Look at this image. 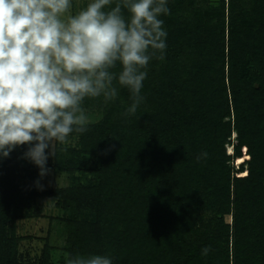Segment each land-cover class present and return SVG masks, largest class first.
I'll return each mask as SVG.
<instances>
[{
  "label": "trees",
  "instance_id": "obj_1",
  "mask_svg": "<svg viewBox=\"0 0 264 264\" xmlns=\"http://www.w3.org/2000/svg\"><path fill=\"white\" fill-rule=\"evenodd\" d=\"M166 6L164 58L157 51L141 69L136 112L125 115L131 92L114 81L115 99L82 102L97 121L56 142L46 168L68 184L40 187V169L24 158L29 145L0 157V264L55 263L47 237L32 255L23 245L32 237L18 230L41 216L43 201L64 234L56 264L92 255L112 264H264V0Z\"/></svg>",
  "mask_w": 264,
  "mask_h": 264
},
{
  "label": "clouds",
  "instance_id": "obj_2",
  "mask_svg": "<svg viewBox=\"0 0 264 264\" xmlns=\"http://www.w3.org/2000/svg\"><path fill=\"white\" fill-rule=\"evenodd\" d=\"M112 2L91 0L72 14V0H0V157L29 145L24 158L45 175L53 142L64 144L73 131H87L84 99H115L114 81L131 92L125 115L136 112L147 75L141 69L157 51L164 58L167 33L159 17L169 9L167 0H121L105 11ZM117 63L118 74L111 71ZM67 264L112 259L77 256Z\"/></svg>",
  "mask_w": 264,
  "mask_h": 264
},
{
  "label": "rangeland",
  "instance_id": "obj_3",
  "mask_svg": "<svg viewBox=\"0 0 264 264\" xmlns=\"http://www.w3.org/2000/svg\"><path fill=\"white\" fill-rule=\"evenodd\" d=\"M91 2V0H72L73 7L71 9V13L75 14L79 10L85 8L87 4ZM86 114L90 118V122H95L98 119L97 112L91 111V109H85ZM95 111V110H94ZM235 143V134L231 135V144L226 145V153L230 154L232 152L231 145ZM56 142H53V148L56 145ZM52 148V152H53ZM51 149H47L45 154L48 155ZM51 155L47 162L50 161ZM239 164L238 161L234 163L235 167ZM40 187L42 188H52L56 186H65L69 182V176L64 174L55 173L52 171H47L45 175H39ZM42 213L41 216L32 220L19 222L18 230L23 235H30L32 237L31 240L25 241L23 243L24 247L29 248L31 250L32 255H39L40 251L43 247V242L45 237H47V241L50 247H52L51 251V261L56 264L59 260L58 255L61 254L60 248L64 245V234L60 225L56 220V216L58 215L57 211L51 206L50 203L43 201L41 203Z\"/></svg>",
  "mask_w": 264,
  "mask_h": 264
},
{
  "label": "bare ground",
  "instance_id": "obj_4",
  "mask_svg": "<svg viewBox=\"0 0 264 264\" xmlns=\"http://www.w3.org/2000/svg\"><path fill=\"white\" fill-rule=\"evenodd\" d=\"M239 163L241 162V159L237 160Z\"/></svg>",
  "mask_w": 264,
  "mask_h": 264
},
{
  "label": "snow or ice",
  "instance_id": "obj_5",
  "mask_svg": "<svg viewBox=\"0 0 264 264\" xmlns=\"http://www.w3.org/2000/svg\"><path fill=\"white\" fill-rule=\"evenodd\" d=\"M246 174V173H245Z\"/></svg>",
  "mask_w": 264,
  "mask_h": 264
}]
</instances>
